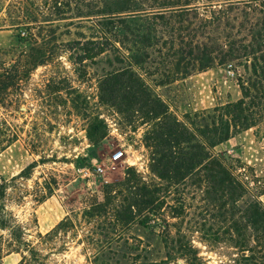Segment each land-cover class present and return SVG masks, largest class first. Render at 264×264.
Here are the masks:
<instances>
[{"label":"rangeland","instance_id":"1","mask_svg":"<svg viewBox=\"0 0 264 264\" xmlns=\"http://www.w3.org/2000/svg\"><path fill=\"white\" fill-rule=\"evenodd\" d=\"M17 44L13 31L0 30V49ZM118 56L112 53L108 58ZM75 57L63 51L60 65L39 67L24 87L21 108L0 110V130L16 131L20 137L2 162L0 158V178L6 183L0 205L7 224L5 230L0 228V264H90L87 259L94 252L86 247L93 232L101 242H127L117 257L137 262L146 249L149 259L156 260L165 256L166 236L177 230L191 238L208 264L229 263L236 257L234 249L208 247L197 232L209 222L204 158L187 178V186H176L153 172V148L147 139L165 114L189 127L187 116L239 100V70L216 67L157 86V76L145 78L126 63L110 64L105 58L82 66L71 63ZM95 123L102 125L100 137L91 135ZM33 131L45 135L35 150L30 147ZM117 151L122 157L113 161ZM213 153L250 191L264 188V126L232 137ZM43 158L52 161L43 163ZM93 160L102 165L103 173L94 171ZM34 161L37 167L29 179L11 180ZM52 178L58 184L55 195L38 205L36 200L46 195ZM135 182L161 189L157 207L134 210V223L121 237L99 228L115 221L113 209H120L125 197L134 196ZM259 198L264 204V194ZM97 208V215L85 217ZM102 208L108 212H101ZM13 253L18 262H7L4 258Z\"/></svg>","mask_w":264,"mask_h":264},{"label":"trees","instance_id":"2","mask_svg":"<svg viewBox=\"0 0 264 264\" xmlns=\"http://www.w3.org/2000/svg\"><path fill=\"white\" fill-rule=\"evenodd\" d=\"M0 30L13 31L18 38L16 46L0 49V110L14 106L19 110L34 71L60 65L63 51L76 56L71 63L82 66L105 58L110 64L126 63L145 78L157 76V86L216 67L239 70V100L187 116L189 127L165 114L147 140L153 148V172L176 186L186 187L187 178L204 158L209 222L197 232L208 247L223 245L236 251V257L223 264H264V204L259 198L264 188L253 195L254 190L213 153L232 137L264 126V0H0ZM112 53L119 56L108 58ZM72 104L78 108L75 99ZM101 126L95 123L91 135L100 137ZM43 136L32 132L33 150L39 149ZM19 138L16 131L0 130V152ZM47 161L52 159H41ZM36 167L34 161L11 180L29 179ZM0 180L1 199L6 183ZM134 184V196L125 197L120 209H113L115 221L99 228L121 237L134 223V210L157 207L161 189ZM57 186L52 178L46 195L36 200L38 205L54 196ZM2 209L0 205V228L5 230ZM98 209L87 211L85 217L97 215ZM62 225L64 221L57 228ZM165 240L162 258L149 259L150 251L144 249V256L129 262L124 255L117 257L127 242H101L93 232L86 249L94 255L87 260L90 264H208L181 230Z\"/></svg>","mask_w":264,"mask_h":264},{"label":"built area","instance_id":"3","mask_svg":"<svg viewBox=\"0 0 264 264\" xmlns=\"http://www.w3.org/2000/svg\"><path fill=\"white\" fill-rule=\"evenodd\" d=\"M121 157H122V152H121V151H117V152H115V153L113 154V156H112V160L115 161V160L120 159ZM92 166H93L94 171H95L97 174H101V173L104 172V168L102 167V165H100V164L98 163V161L93 160V161H92ZM86 172L89 173L90 170H89V169H86Z\"/></svg>","mask_w":264,"mask_h":264},{"label":"crops","instance_id":"4","mask_svg":"<svg viewBox=\"0 0 264 264\" xmlns=\"http://www.w3.org/2000/svg\"><path fill=\"white\" fill-rule=\"evenodd\" d=\"M16 143V142H15ZM15 143H13V144H11L8 148H6L4 151H2V152H0V158H1V162H2V160L4 159V156H6V154H7V152H8V150H10V148L15 144ZM0 162V163H1ZM16 256H18L17 254H10V255H7L4 259L7 261V262H15L16 261V263L18 262V259H17V257Z\"/></svg>","mask_w":264,"mask_h":264}]
</instances>
